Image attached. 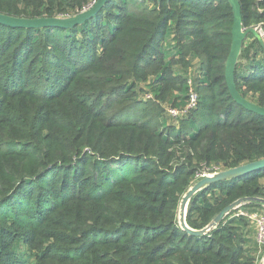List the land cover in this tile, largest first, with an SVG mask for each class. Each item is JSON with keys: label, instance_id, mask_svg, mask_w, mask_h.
Here are the masks:
<instances>
[{"label": "trees", "instance_id": "1", "mask_svg": "<svg viewBox=\"0 0 264 264\" xmlns=\"http://www.w3.org/2000/svg\"><path fill=\"white\" fill-rule=\"evenodd\" d=\"M95 1L0 0V13L72 17ZM239 2L244 28L264 33V0ZM233 24L227 0H108L71 29L0 24V264H258L264 247L236 215L263 205L203 236L178 216L204 173L264 158V117L226 84ZM248 37L236 86L264 107V48ZM190 78L197 106L173 118ZM250 197L264 199V169L199 192L187 224Z\"/></svg>", "mask_w": 264, "mask_h": 264}, {"label": "water", "instance_id": "2", "mask_svg": "<svg viewBox=\"0 0 264 264\" xmlns=\"http://www.w3.org/2000/svg\"><path fill=\"white\" fill-rule=\"evenodd\" d=\"M108 0H96L93 5L85 11L78 13L72 17H54V18H37L27 19L8 16L0 13V24L11 28H22V29H42L47 27H57L63 29H71L75 26L84 24L87 20L91 19L96 15L100 9L105 5ZM146 1H157L162 2L163 0H146ZM171 1V0H166ZM230 4L233 15L234 24L232 27V44L231 50L226 62L225 78L229 93L233 100L245 108L246 110L255 113L261 117H264V107L259 106L245 97L239 92L236 86V70L240 62V56L242 54L243 45L247 37L252 34L255 36L260 44L264 48V38L260 35L258 28L245 29L243 26L242 8L239 0H227ZM264 169V158L243 164L237 168L223 170L220 172L205 175L193 183V185L187 190L180 202L179 208V224L181 228L188 234L194 236H203L213 229L217 228L224 218L231 212L239 209L241 206L256 203L264 206V199L259 197L242 198L231 205L223 209L213 221L202 230H194L187 224V214L191 200L199 192L207 189L213 184H217L223 181L241 178L246 175L253 174Z\"/></svg>", "mask_w": 264, "mask_h": 264}, {"label": "built area", "instance_id": "3", "mask_svg": "<svg viewBox=\"0 0 264 264\" xmlns=\"http://www.w3.org/2000/svg\"><path fill=\"white\" fill-rule=\"evenodd\" d=\"M263 35H264V33H263ZM187 84L189 86L188 104L184 110L170 108L168 110V114L173 118H178L180 115L186 113L190 109H194L197 106L198 94L193 89L192 78H190L188 80ZM146 98L150 99L151 95H147ZM216 172H218V171H216ZM202 176H200V177H202ZM236 216H243V217L249 219L250 223L254 226V228L256 230V242L260 248H263L264 247V213L258 212V211H240L239 214H237Z\"/></svg>", "mask_w": 264, "mask_h": 264}, {"label": "rangeland", "instance_id": "4", "mask_svg": "<svg viewBox=\"0 0 264 264\" xmlns=\"http://www.w3.org/2000/svg\"><path fill=\"white\" fill-rule=\"evenodd\" d=\"M260 35L263 36L264 38V35H263V32L261 31L260 32ZM251 42H252V39L247 37V40H245V44L243 45V49H244V56L248 54V52H251L252 50L250 49L251 48ZM243 51V50H242ZM244 74H246V71H243ZM163 120H165L166 122H169L171 121L172 119L168 116L164 117ZM206 175L210 174L208 172L205 173ZM212 174V173H211ZM203 177V176H202ZM201 178V177H200ZM199 178V179H200ZM259 258H258V264H264V254H262L260 256V254H258Z\"/></svg>", "mask_w": 264, "mask_h": 264}, {"label": "crops", "instance_id": "5", "mask_svg": "<svg viewBox=\"0 0 264 264\" xmlns=\"http://www.w3.org/2000/svg\"><path fill=\"white\" fill-rule=\"evenodd\" d=\"M253 239L255 240V233H254V235H253Z\"/></svg>", "mask_w": 264, "mask_h": 264}, {"label": "bare ground", "instance_id": "6", "mask_svg": "<svg viewBox=\"0 0 264 264\" xmlns=\"http://www.w3.org/2000/svg\"><path fill=\"white\" fill-rule=\"evenodd\" d=\"M218 172H220V171H218ZM205 175H206V174L204 173V174H203V177H204ZM201 178H202V177H201Z\"/></svg>", "mask_w": 264, "mask_h": 264}]
</instances>
